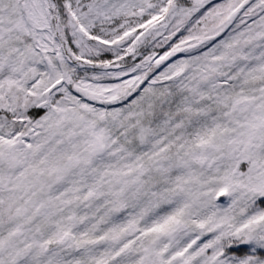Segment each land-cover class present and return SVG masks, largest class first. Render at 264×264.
Wrapping results in <instances>:
<instances>
[{"label":"snow or ice","instance_id":"6c2138e0","mask_svg":"<svg viewBox=\"0 0 264 264\" xmlns=\"http://www.w3.org/2000/svg\"><path fill=\"white\" fill-rule=\"evenodd\" d=\"M0 264H264V0H0Z\"/></svg>","mask_w":264,"mask_h":264}]
</instances>
